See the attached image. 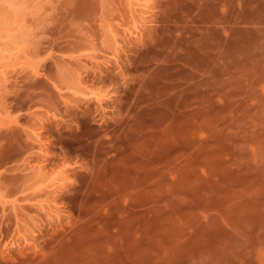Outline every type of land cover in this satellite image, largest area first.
<instances>
[{
	"label": "rangeland",
	"instance_id": "obj_1",
	"mask_svg": "<svg viewBox=\"0 0 264 264\" xmlns=\"http://www.w3.org/2000/svg\"><path fill=\"white\" fill-rule=\"evenodd\" d=\"M0 264H264V0H0Z\"/></svg>",
	"mask_w": 264,
	"mask_h": 264
}]
</instances>
